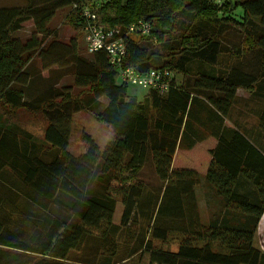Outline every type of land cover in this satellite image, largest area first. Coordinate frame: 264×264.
<instances>
[{
	"label": "trees",
	"instance_id": "1",
	"mask_svg": "<svg viewBox=\"0 0 264 264\" xmlns=\"http://www.w3.org/2000/svg\"><path fill=\"white\" fill-rule=\"evenodd\" d=\"M76 1L0 3V105L46 121L41 141L0 123V264H119L135 256L147 264H264L256 239L264 214V0L103 2L96 20L118 27L122 66L172 73L164 93L139 96L104 51L81 55L75 38L63 41L49 26L69 6L65 21L79 29ZM139 21L148 31H129ZM27 24L29 36L16 37ZM60 70L79 93L58 83ZM38 80L47 86L27 95ZM81 93L94 107L106 99L93 114L112 137L100 149L84 132L85 151L76 156L68 142L72 114L86 107ZM202 114L215 140L203 174L174 163L178 148L201 140L192 124ZM181 134L189 143L179 144ZM200 183L223 203L208 221Z\"/></svg>",
	"mask_w": 264,
	"mask_h": 264
},
{
	"label": "rangeland",
	"instance_id": "2",
	"mask_svg": "<svg viewBox=\"0 0 264 264\" xmlns=\"http://www.w3.org/2000/svg\"><path fill=\"white\" fill-rule=\"evenodd\" d=\"M222 0H218V3H220ZM241 12V9H239ZM66 12L64 11L62 14V11L59 12L57 15L53 16L51 18V21L49 22V25L51 27H55L58 32V36L61 40L67 41L71 38H75L77 42V48L81 55L89 56L90 54L87 52L86 49V43L84 39V33L82 30L78 28H74L72 25L68 24L65 21L64 14ZM24 28V27H23ZM31 29L30 24L25 25L24 30H20L15 33L16 37H19L20 39H25L29 36ZM37 64L34 66L31 65V69H36ZM52 71H58L56 69H52ZM50 73V72H49ZM55 73V72H54ZM59 72H56L54 75H57ZM60 73L63 74L58 80V83L60 84H67L69 83L72 86V93L77 94L81 91L80 88L74 87L72 84V78L69 73L65 71L62 72L60 70ZM54 79V78H53ZM52 81V78H50L49 83ZM34 85L40 86L44 85L47 86V80H38L36 83L31 85V89L28 92L27 95H30L31 97L36 96V90L34 89H40V88H34ZM146 89L140 88L131 84H128V92L135 93L137 96L145 94ZM248 90L239 88L238 89V95L240 97L246 96L248 94ZM79 98L81 99L82 103L86 104V107L84 109H81L78 112H75L72 114V122L70 127V135H69V142H68V151L73 155H80L85 151V143L82 140V134L85 132L89 134L93 140L98 144L100 149L103 148V146L106 144V142L112 137V131L110 127L102 122H99L95 119V116L93 112H100L106 103V99L102 97L100 99L101 104L95 105L91 103L92 99L88 94L81 93ZM96 103V102H95ZM240 102L238 103V106H240ZM94 107V108H92ZM247 122H252V119L247 117ZM10 122V124L14 123L18 125L19 127L29 131L33 137L41 141L43 138V130L46 125V121L39 113H32L26 110H16L14 113H7L4 106L0 105V123L4 124L7 122ZM175 157V166H185V167H192L201 169V172L203 174V170L205 166L207 165V159L208 154L205 149V147L195 146L189 150L187 149H179ZM146 174L150 177L151 171L147 168L145 171ZM152 184L153 181H150ZM150 184V185H151ZM197 195H198V204H199V210L200 214L203 220L208 221L212 215L216 213L217 215H220V212L222 210V201L221 199L215 194L213 189L209 188L204 183H200L197 189ZM17 201H23L22 198L17 199ZM122 211V206L118 202L116 204L115 212L113 219L115 222L119 221L120 215ZM31 225V224H30ZM257 244L260 247V249L264 250V217L261 218V220L258 223L257 227ZM262 241V242H261ZM172 249H176V246L174 244H171ZM73 253V257L74 252ZM77 255V254H76ZM78 256V255H77ZM148 260L145 256L144 258H138L137 256L133 258H129L127 260L119 262V264H147ZM71 264V262L66 263Z\"/></svg>",
	"mask_w": 264,
	"mask_h": 264
},
{
	"label": "built area",
	"instance_id": "3",
	"mask_svg": "<svg viewBox=\"0 0 264 264\" xmlns=\"http://www.w3.org/2000/svg\"><path fill=\"white\" fill-rule=\"evenodd\" d=\"M106 0H77L72 9L79 13V27L84 33L86 49L89 54L104 51L112 65L118 67L117 77L120 82L131 84L146 90L164 93L169 86L171 71L164 69H149L139 72L133 67H123L125 45L118 27H104L96 20V9ZM148 24L139 21L129 26V31H148Z\"/></svg>",
	"mask_w": 264,
	"mask_h": 264
},
{
	"label": "crops",
	"instance_id": "4",
	"mask_svg": "<svg viewBox=\"0 0 264 264\" xmlns=\"http://www.w3.org/2000/svg\"><path fill=\"white\" fill-rule=\"evenodd\" d=\"M6 1H10V0H0V3H4V2H6ZM19 1H26V0H18V2ZM69 9H70V7L69 6H67V7H62V8H59L58 10H56V12L54 13V15L53 16H55V15H57L59 12H61L62 11V14H63V12L65 11L66 13L64 14V18H65V16H66V14L69 12ZM51 21V20H50ZM49 21V22H50ZM31 26V25H30ZM50 26V25H49ZM51 27V26H50ZM25 28V27H24ZM24 28H22L23 30H24ZM52 28H54V29H56L55 27H52ZM22 29H20V30H22ZM31 29H32V26H31ZM31 29L29 30V32L31 33ZM20 30H18V31H20ZM57 30V29H56ZM17 31V32H18ZM197 103H200L199 101L198 102H196L195 104H196V106H198V104ZM199 107V106H198ZM201 114V113H200ZM199 114V115H200ZM239 120H242V119H244V120H247L248 118L247 117H245V116H239V118H238ZM225 124H226V122H225ZM192 128H194V132L196 133V135H198V134H200V135H203V136H201L202 138H201V140H199V141H197L195 144H194V147L195 146H200V147H205V149H206V151L211 147V146H213L214 144H215V140L210 136V133H211V129H210V124L209 123H206L205 122V114H202L201 116H200V122L199 121H196V120H194L193 121V124H192ZM182 140H183V142H182ZM189 140H190V138L187 136L186 137V135H184V134H181L180 135V139H178V142H179V144L181 143H189ZM180 148H178L177 149V152H178V150H179ZM188 150V149H187ZM262 217H264V214H262V216L260 217V219H259V221L261 220V218ZM259 223V222H258ZM257 227H258V224H257ZM256 233H257V230H256ZM262 242V241H261ZM258 244H259V242H258ZM260 246V245H259ZM262 250V249H261ZM262 251H264V250H262Z\"/></svg>",
	"mask_w": 264,
	"mask_h": 264
}]
</instances>
